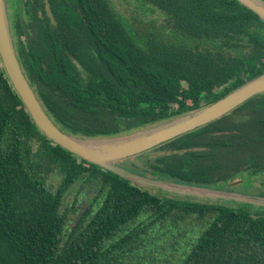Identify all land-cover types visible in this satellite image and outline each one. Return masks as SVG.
<instances>
[{
	"label": "trees",
	"instance_id": "16d2710c",
	"mask_svg": "<svg viewBox=\"0 0 264 264\" xmlns=\"http://www.w3.org/2000/svg\"><path fill=\"white\" fill-rule=\"evenodd\" d=\"M25 2L26 20H14L19 63L70 136L153 127L264 73V21L237 0H136L151 21L126 20L112 0ZM154 150L147 171L157 180L234 185L251 174L264 186V93ZM80 192L92 195L85 206ZM160 224L172 225L158 234L171 239L154 252H178L170 261L264 264V212L164 197L63 150L36 127L0 60V264H139L138 245L154 243Z\"/></svg>",
	"mask_w": 264,
	"mask_h": 264
},
{
	"label": "water",
	"instance_id": "95a60500",
	"mask_svg": "<svg viewBox=\"0 0 264 264\" xmlns=\"http://www.w3.org/2000/svg\"><path fill=\"white\" fill-rule=\"evenodd\" d=\"M112 1L117 3V0ZM237 1L252 10L264 21V0ZM0 60L15 93L20 98L36 127L46 138L84 161L109 170L121 178L149 190L155 188L174 192L175 189L166 181L152 180L120 169L115 165V162L141 154L206 126L229 114L251 98L264 93L263 73L225 97L199 110L133 136H122L113 140H110L111 137L100 138L105 139V141L94 145L89 144L87 139L96 138L70 136L61 131L40 105L19 63L9 30L4 0H0ZM259 200L264 202L262 198Z\"/></svg>",
	"mask_w": 264,
	"mask_h": 264
},
{
	"label": "rangeland",
	"instance_id": "374dc122",
	"mask_svg": "<svg viewBox=\"0 0 264 264\" xmlns=\"http://www.w3.org/2000/svg\"><path fill=\"white\" fill-rule=\"evenodd\" d=\"M136 0H118L116 3V9L119 14H121L126 20L130 21L132 18H138L144 20H154L156 17L154 13H148L144 12L143 8L137 7ZM5 10L7 14V19L9 23V17L17 12V9L19 6H22L21 0H4ZM146 8V7H145ZM161 18L158 19V23H160ZM10 27V26H9ZM11 34V32H10ZM15 48V46H14ZM16 51V48H15ZM17 53V52H16ZM164 123H161L159 125H162ZM159 125L153 126V127H144L137 130L129 131L125 134L116 135L113 138L111 137L110 140H113L115 138H120L122 136H133L135 134H140L143 132H146L147 130L151 128H155ZM89 144H98L105 141V139H87ZM155 148H152L148 151H145L141 154L135 155L133 157L116 161L115 165L123 169L125 171L131 172L133 174H137L139 176H143L152 180H157L156 177H153L149 175L150 173L147 171L148 169V162L153 158L155 154H158L160 152L155 151ZM146 170L147 174L144 172ZM53 173H50L47 175V181L48 186L51 189H54L57 185V179L54 178ZM244 180L241 182L234 184V185H217V186H199V185H192L187 184L184 182H176V181H167L172 185V187L175 189L173 191H166L164 189H151L152 191L161 194L164 197H171L176 199H182V200H190L194 202H207V203H214V204H224L231 207H244L248 209L250 212H264V202H261L259 199H264V186H263V179L258 175H245ZM79 191L78 189L73 190L72 192H68L65 194V204L66 206H69L72 204L73 200L75 199V193ZM180 192V193H178ZM79 203L81 205H86L91 199L92 195H88V193L80 192L79 193ZM63 205V206H64ZM63 208V207H62ZM75 214L71 215V218H75ZM194 225L196 228H199L200 226H197V222L194 220L190 222V224L186 225L185 231L189 233V228ZM172 225L169 224V226L160 224L155 231L153 232V242L151 244L148 243L147 247H140L141 245H138L137 252L134 254L135 259L138 261L139 264H178V258L173 259L170 261V257H177L178 252H174L173 250H169L165 253L166 250L156 251L154 252V244L159 243L161 241V238H164L165 241H167V244L170 243V237L167 234L166 236H160L158 234H161L162 232L169 233ZM184 230H182L183 232ZM177 232V230H175ZM161 245V244H160ZM156 248L160 249L161 246H156ZM167 254H169L168 258ZM136 255L138 257H136ZM131 256V255H130Z\"/></svg>",
	"mask_w": 264,
	"mask_h": 264
},
{
	"label": "flooded vegetation",
	"instance_id": "af4514ba",
	"mask_svg": "<svg viewBox=\"0 0 264 264\" xmlns=\"http://www.w3.org/2000/svg\"><path fill=\"white\" fill-rule=\"evenodd\" d=\"M22 1V6H19L17 9V12L14 14V16L12 15L11 17H9V30L11 32V37L14 43V33H15V29H14V20H16L17 15H20V17L25 21L26 20V10H25V0H21ZM27 1V0H26ZM25 2V3H24Z\"/></svg>",
	"mask_w": 264,
	"mask_h": 264
}]
</instances>
